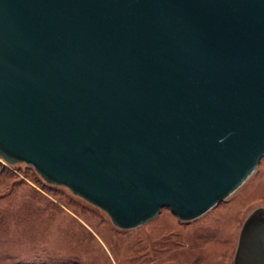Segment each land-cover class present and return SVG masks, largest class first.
<instances>
[{"label": "water", "instance_id": "obj_1", "mask_svg": "<svg viewBox=\"0 0 264 264\" xmlns=\"http://www.w3.org/2000/svg\"><path fill=\"white\" fill-rule=\"evenodd\" d=\"M264 156V0H0V158L122 230L189 222ZM233 264H264V208Z\"/></svg>", "mask_w": 264, "mask_h": 264}, {"label": "rangeland", "instance_id": "obj_2", "mask_svg": "<svg viewBox=\"0 0 264 264\" xmlns=\"http://www.w3.org/2000/svg\"><path fill=\"white\" fill-rule=\"evenodd\" d=\"M264 208V156L253 175L206 214L115 227L99 208L0 158V264H233L248 215Z\"/></svg>", "mask_w": 264, "mask_h": 264}, {"label": "bare ground", "instance_id": "obj_3", "mask_svg": "<svg viewBox=\"0 0 264 264\" xmlns=\"http://www.w3.org/2000/svg\"><path fill=\"white\" fill-rule=\"evenodd\" d=\"M122 230V229H121Z\"/></svg>", "mask_w": 264, "mask_h": 264}]
</instances>
